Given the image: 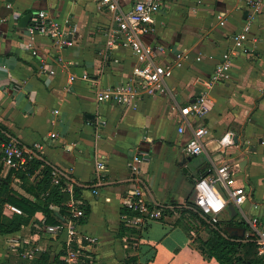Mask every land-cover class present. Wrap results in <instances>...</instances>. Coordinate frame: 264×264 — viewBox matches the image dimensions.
Here are the masks:
<instances>
[{
  "label": "crops",
  "instance_id": "crops-1",
  "mask_svg": "<svg viewBox=\"0 0 264 264\" xmlns=\"http://www.w3.org/2000/svg\"><path fill=\"white\" fill-rule=\"evenodd\" d=\"M135 1L120 0L124 8ZM161 2L153 29L142 40L156 49L157 63L172 65L169 91L146 96L133 109L96 98L97 87L112 88L128 80L137 60L130 46L117 44L106 51L104 29L111 23L110 11L96 0H0L1 131L26 145L43 142L46 163L57 165L77 181V200L83 203L84 215L85 208L90 209L80 229L99 239L93 248L97 264H125L129 255H137L140 264H220L200 251L194 234L175 224L177 211L153 220L135 243L127 233L121 235L123 201L137 187V180L144 182L145 199L173 207L174 201L193 200L194 184L203 172L210 173L211 159L230 164L235 185L250 193L236 217L245 224L236 225L251 235L241 210L264 219V5L254 13L246 0ZM42 9L69 31L70 45L53 43L18 25L23 15ZM249 21V52H236L231 77L214 86L209 112L196 117L190 104L205 88L216 62L233 46V35ZM184 49L190 52L189 58L177 55ZM72 73H87L90 79L70 83ZM199 126L209 130L204 136L205 152L189 155L185 144ZM228 131L235 135V143L222 147L219 139ZM53 132L56 137L51 136ZM142 152H149L150 160L135 172L132 162ZM2 162L0 177H6L11 169ZM99 162L105 163L106 175L95 187ZM13 181L26 194L22 180L15 176ZM7 204L4 213L9 216L14 212ZM231 217L228 211L221 214V220ZM45 219L42 212L36 214V232L29 225L0 235V264H6L3 246L36 243L42 236L48 237L43 242L46 248L59 252L63 242L45 232Z\"/></svg>",
  "mask_w": 264,
  "mask_h": 264
},
{
  "label": "built area",
  "instance_id": "built-area-1",
  "mask_svg": "<svg viewBox=\"0 0 264 264\" xmlns=\"http://www.w3.org/2000/svg\"><path fill=\"white\" fill-rule=\"evenodd\" d=\"M101 7L106 8L112 13L110 25L104 29L105 49H111L117 44L130 46L135 55L136 63L133 67L132 75L123 83H119L112 88L97 87L96 98L99 102H112L120 106L136 109L139 102L146 96L153 97L163 95L169 91L168 79L173 75L172 65H165L156 62L157 51L151 45L143 42L142 36L153 29L157 15L161 12L163 6L161 0H136L129 8H124L120 0H96ZM247 5L254 13L261 10L264 0H246ZM8 6H11L9 3ZM29 24L32 33L44 35L54 40V43L62 41L66 45L72 42L67 38L69 31L58 20L52 18L47 10L37 12ZM218 18L224 23L223 14ZM252 21H249L244 29L233 35V46L230 50L223 53L213 74L205 81L204 90L190 104V110L196 117L205 116L211 107V90L220 82L226 81L231 77V68L233 57L236 52H249L247 41ZM32 45V43H30ZM36 54L37 50H33ZM182 58H189L190 52L184 49L177 54ZM198 60L201 56L197 57ZM51 73H55L52 69ZM89 80L87 73L76 75L72 73L69 76L70 83L78 79ZM19 85H16V88ZM58 113V110H55ZM179 131H184V126L179 127ZM209 130L205 126L193 128L192 136L185 144V152L189 155H200L205 152L204 136ZM56 137L55 132L51 133ZM2 141V160L10 169L24 170L27 168L31 158H44L45 144L41 141L34 142L32 145L22 143L16 137H7ZM222 147H228L235 143L233 132H226L219 139ZM150 160L149 152H142L135 155L131 168L135 172L140 171L139 165ZM213 168L210 173L200 177L194 184L193 201L200 210L201 216L212 226H215L221 220V214L229 211V204L233 202L237 210L242 209V205L250 197L249 191L240 185H235V173L230 164H217L211 159ZM52 167L53 183L60 185L62 191L69 195L66 205L69 208L70 215L61 222L48 224L45 226V232L51 237L60 239L63 242L62 249L65 250L63 259L67 264H97V256L93 248L99 244L98 237L86 233L80 229L79 218L84 215L83 203L77 200L76 186L77 181L65 170L57 165L50 164ZM96 179L94 186L102 184L103 171L106 165L99 162L96 165ZM138 185L133 189L123 201V207H128L136 214H125L122 221L125 224L126 233L135 243L141 236L138 233H132L131 230L145 232V228L153 221L166 217L164 209L168 206L160 201H148L144 198V182L137 180ZM97 193L98 189H94ZM7 206L14 213L22 214L23 211L18 206L8 203ZM58 209V207H56ZM244 219L249 225L251 235H253L259 244V254L264 253V219L259 216L249 217L241 210ZM127 237V238H128ZM21 246L22 254L28 258H36L46 249L41 245L31 247Z\"/></svg>",
  "mask_w": 264,
  "mask_h": 264
},
{
  "label": "trees",
  "instance_id": "trees-1",
  "mask_svg": "<svg viewBox=\"0 0 264 264\" xmlns=\"http://www.w3.org/2000/svg\"><path fill=\"white\" fill-rule=\"evenodd\" d=\"M50 39L54 43V40ZM228 50L230 49L226 51ZM220 60L221 58L216 62L214 70ZM213 72L207 78H210ZM2 129L4 130V127L0 125V141L2 139L7 140L1 131ZM2 161V154H0V162ZM102 173L104 176L106 175V171ZM207 174V171H205L201 177ZM15 176L22 180L21 188L26 194L21 193L14 187L13 177ZM75 189L77 193L80 188L76 187ZM68 199L69 195L62 191L61 186L53 183L51 165L45 163L42 159L31 158L26 169H11L6 177H0V235L19 232L23 227L29 225L32 226L33 232H36L34 218L38 212L44 214L47 225L61 222L65 217L70 215L69 208L66 205ZM7 203L18 206L22 209L23 213L6 215L4 207ZM171 204L173 207L168 206L165 208L164 214L172 215L176 211L180 213L175 224L183 226L191 235L193 231L197 232L195 236L197 247L206 257H215L220 264H264V253L259 254V244L253 235L238 237L232 235L227 230V226L245 224L243 221L239 222L236 220L238 214L230 219L220 220L215 226H212L201 216L200 210L192 199L188 198L185 203L174 201ZM89 212L90 209L86 207L85 215L79 218L80 223L83 224L86 221ZM121 213L123 216L125 214H136L138 211L124 206ZM149 225L145 228V231ZM201 227H205L208 230L207 237L201 235ZM126 229L125 224L122 222L121 235L123 232L126 233ZM131 231L132 233H138L141 237L145 234V232L136 231L135 229ZM64 254V249H61L59 252L46 249L36 257L34 264H67L62 258ZM124 262L125 264H140L137 255L127 256Z\"/></svg>",
  "mask_w": 264,
  "mask_h": 264
},
{
  "label": "rangeland",
  "instance_id": "rangeland-1",
  "mask_svg": "<svg viewBox=\"0 0 264 264\" xmlns=\"http://www.w3.org/2000/svg\"><path fill=\"white\" fill-rule=\"evenodd\" d=\"M178 212V211H177ZM175 214V213H174ZM195 236L197 235L195 231L192 232ZM200 233L204 236H208V230H206L205 227H201V231ZM23 238V237H22ZM22 238L19 239V241L23 240ZM42 240H37L36 243L32 240H30L29 242L24 243V246L26 247H31L34 245H41L43 246L44 249H48L45 247V245H43V242L48 239L47 236H42L41 238ZM45 243V242H44ZM21 244V243H20ZM23 245V244H22ZM3 250H5L4 253V261L6 262V264H34L35 259L36 258H28L25 257L22 254V250H21V246H17V247H13V246H8V247H4L2 248ZM49 250H52L51 247H49ZM40 255V254H39ZM38 255V256H39ZM37 256V257H38Z\"/></svg>",
  "mask_w": 264,
  "mask_h": 264
},
{
  "label": "water",
  "instance_id": "water-1",
  "mask_svg": "<svg viewBox=\"0 0 264 264\" xmlns=\"http://www.w3.org/2000/svg\"><path fill=\"white\" fill-rule=\"evenodd\" d=\"M12 2L13 0H9V2ZM38 13H27L25 15H23L19 21H18V25L21 26V27H28L32 18L34 16H37ZM184 171H190L189 169H187V167H184ZM194 176V175H192ZM229 208V211L231 212V216H236L237 213H238V210H237V207L236 205L231 202L228 206ZM227 230L234 236H238V237H243L246 235V228L245 227H239V226H227Z\"/></svg>",
  "mask_w": 264,
  "mask_h": 264
}]
</instances>
